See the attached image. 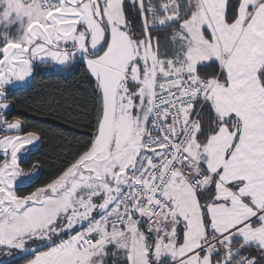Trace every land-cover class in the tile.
<instances>
[{
	"label": "snow or ice",
	"instance_id": "snow-or-ice-1",
	"mask_svg": "<svg viewBox=\"0 0 264 264\" xmlns=\"http://www.w3.org/2000/svg\"><path fill=\"white\" fill-rule=\"evenodd\" d=\"M0 264H264V0H0Z\"/></svg>",
	"mask_w": 264,
	"mask_h": 264
},
{
	"label": "trees",
	"instance_id": "trees-1",
	"mask_svg": "<svg viewBox=\"0 0 264 264\" xmlns=\"http://www.w3.org/2000/svg\"><path fill=\"white\" fill-rule=\"evenodd\" d=\"M58 79L59 78L54 77V76L38 77L37 78V85L40 83L41 80H44L45 82L55 83V82H57ZM53 143H55V141H53Z\"/></svg>",
	"mask_w": 264,
	"mask_h": 264
}]
</instances>
